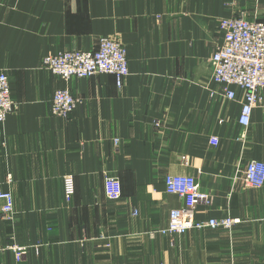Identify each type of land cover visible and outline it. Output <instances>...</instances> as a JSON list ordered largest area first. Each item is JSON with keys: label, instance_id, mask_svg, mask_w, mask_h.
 Masks as SVG:
<instances>
[{"label": "crops", "instance_id": "obj_1", "mask_svg": "<svg viewBox=\"0 0 264 264\" xmlns=\"http://www.w3.org/2000/svg\"><path fill=\"white\" fill-rule=\"evenodd\" d=\"M233 15L264 20V0H0V71L18 104L0 133V183L15 200L9 218L0 202V264H264V185L245 182L247 164L264 161V108L243 127V92L230 100L212 80L219 21ZM106 36L127 48L122 88L111 74L65 82L43 67ZM58 88L83 103L67 118L51 110ZM168 174L209 195L196 221L242 223L150 236L184 204ZM106 175L120 199L106 196Z\"/></svg>", "mask_w": 264, "mask_h": 264}, {"label": "built area", "instance_id": "obj_2", "mask_svg": "<svg viewBox=\"0 0 264 264\" xmlns=\"http://www.w3.org/2000/svg\"><path fill=\"white\" fill-rule=\"evenodd\" d=\"M258 1V0H256ZM223 41L211 58L212 80L219 85L230 100L238 98L237 90L243 92L239 123L248 127L257 108H264V20L249 19L245 15L223 17L219 21ZM43 67L64 81L73 77L90 78L98 74L115 76L117 86L122 88L130 75L126 46L111 37H101L94 50L72 49L49 54L43 59ZM82 100L72 94L69 88H58L52 99V113L67 118L82 107ZM18 109L12 96L11 81L5 71H0V133L8 115ZM166 191L183 199V206L172 208L166 227L152 231L156 235H185L193 228H222L231 231L242 223L240 217H211L207 221H196L195 214L200 204L210 205L211 199L202 192L198 181L192 175L168 174L164 178ZM245 182L249 187L264 185V161L253 159L245 168ZM66 198L71 200L75 193L73 176L64 179ZM105 193L111 200L122 196V185L118 177L106 175ZM1 210L5 218L14 212L15 200L10 191L0 183ZM138 211L134 210V215ZM15 259L23 260L27 247L12 245Z\"/></svg>", "mask_w": 264, "mask_h": 264}, {"label": "rangeland", "instance_id": "obj_3", "mask_svg": "<svg viewBox=\"0 0 264 264\" xmlns=\"http://www.w3.org/2000/svg\"><path fill=\"white\" fill-rule=\"evenodd\" d=\"M249 19H251V18H249ZM107 37V36H106ZM121 42V41H120ZM49 70V69H48ZM60 78V77H59ZM61 79V78H60ZM62 80V79H61ZM64 81V80H63ZM66 82V81H65ZM113 176V175H112ZM248 186V185H247ZM249 187V186H248ZM18 245V244H17ZM24 246V245H23Z\"/></svg>", "mask_w": 264, "mask_h": 264}]
</instances>
